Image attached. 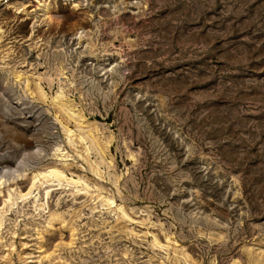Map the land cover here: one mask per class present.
Listing matches in <instances>:
<instances>
[{
  "label": "rangeland",
  "instance_id": "374dc122",
  "mask_svg": "<svg viewBox=\"0 0 264 264\" xmlns=\"http://www.w3.org/2000/svg\"><path fill=\"white\" fill-rule=\"evenodd\" d=\"M0 264H264V0H0Z\"/></svg>",
  "mask_w": 264,
  "mask_h": 264
},
{
  "label": "bare ground",
  "instance_id": "6f19581e",
  "mask_svg": "<svg viewBox=\"0 0 264 264\" xmlns=\"http://www.w3.org/2000/svg\"><path fill=\"white\" fill-rule=\"evenodd\" d=\"M47 13V12H46ZM49 17H50V15H49Z\"/></svg>",
  "mask_w": 264,
  "mask_h": 264
}]
</instances>
